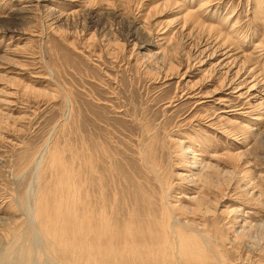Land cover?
<instances>
[{
  "label": "rangeland",
  "instance_id": "1",
  "mask_svg": "<svg viewBox=\"0 0 264 264\" xmlns=\"http://www.w3.org/2000/svg\"><path fill=\"white\" fill-rule=\"evenodd\" d=\"M168 1L0 0V217H26L19 202L28 189L62 176L51 152L77 173L88 147L118 216L128 208L139 219L159 214L161 180L173 205L190 206L196 156L226 170L222 187L202 189L216 199L223 232L234 217L238 226L257 219L262 207L247 183L264 162L231 156L255 142L251 130L264 132V74L244 50L245 40L264 36V3L211 0L202 13L217 9L216 27L222 17L238 19L230 36L239 45L185 24L193 0Z\"/></svg>",
  "mask_w": 264,
  "mask_h": 264
},
{
  "label": "bare ground",
  "instance_id": "2",
  "mask_svg": "<svg viewBox=\"0 0 264 264\" xmlns=\"http://www.w3.org/2000/svg\"><path fill=\"white\" fill-rule=\"evenodd\" d=\"M262 1L264 3V0ZM192 4V9L185 14V24L209 29V32L218 30L217 37L222 40H226L228 36L229 40L230 37L235 38L230 34L238 19L232 24L233 17H222L224 22L216 27L213 23L217 11L215 9L212 16L204 14L213 23L207 25L202 13H207L211 0H193ZM259 4L261 3L256 5ZM195 7L197 8L194 9ZM257 14L260 21L264 20V5H259ZM229 22L232 24L231 29L224 32ZM245 42L247 46L244 50L249 51L247 54L243 51L245 56L253 65L256 64L258 72L255 73L263 75L264 36L260 41L252 39ZM234 122L239 123V120ZM251 131L256 138L255 142L240 153H232L231 158L250 154L254 156V160L264 162V151L258 146L264 141V132ZM145 150L141 157L147 161L148 152L146 155ZM90 153L88 147L82 149L79 171L74 173V170L60 159V153L51 152L50 166L57 167L62 176L52 185L43 184L28 189L25 198L19 202L20 209L27 211H24L26 217H0V264H264V167L261 170L255 169L253 178L248 177L247 183L252 186L247 194L255 200V204L262 207L257 219H243V225L239 226L235 217L230 221L227 219L230 226L225 233L222 226L218 225L221 220L213 208L216 199H211L212 195L209 197L208 193L202 190L222 187L221 183L226 174L223 167L222 169L210 162L204 164V161L199 162L195 156V164L200 167L196 168L198 171L193 174L191 180L195 183L194 187L197 184L200 187L196 186V189L201 190H196L197 194L190 198L191 205L182 207L179 204V212L176 211L177 206L168 200L170 185L161 180L165 189L163 188L164 194L161 197L160 213L139 219L136 213V216L133 214V209L129 208L118 216L120 203H117L115 194L111 195L109 185L104 183L106 176L96 160L93 161ZM151 159V170H155V160L152 157ZM254 160H248L245 164L253 165ZM147 162L146 165L149 163ZM42 167L41 172L45 170ZM37 172L38 179H43V174L40 176V172ZM221 177H224V180ZM230 212L237 211L232 209Z\"/></svg>",
  "mask_w": 264,
  "mask_h": 264
}]
</instances>
